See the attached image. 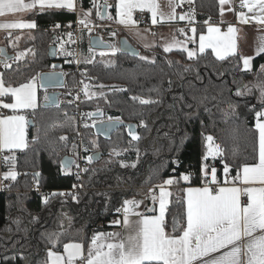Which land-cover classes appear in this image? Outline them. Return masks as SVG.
<instances>
[{"label":"trees","instance_id":"obj_1","mask_svg":"<svg viewBox=\"0 0 264 264\" xmlns=\"http://www.w3.org/2000/svg\"><path fill=\"white\" fill-rule=\"evenodd\" d=\"M77 2L80 13L48 9L29 14L37 28L22 36L18 44L7 45L9 52L26 51V57L2 68L6 86L26 83L50 70L54 61L62 60L49 57V46L56 43L50 28L70 26L76 17H83L82 10L90 9L92 15L95 12L93 0ZM194 3L198 21L218 19V0ZM106 20L99 16V22ZM115 32L126 36L124 31ZM134 45L146 57L121 51L111 62L95 57L82 64L80 71L72 70L61 89L60 97L65 100L80 81L111 86L101 96L85 98L83 107L101 108L140 125L137 140L125 126L118 127L109 138L86 129V144L93 152H100V157L85 169L83 189L76 197L60 193L76 183L74 175L60 164L72 147V105L63 102L44 107L39 103L30 111L34 125L28 129V145L15 151L18 175L0 191V264H48V250L61 251L69 241H82L87 246L96 231L93 226L106 221L123 198L139 196L146 187L168 177L189 175L187 183L200 184L205 163H212L222 178L225 164L236 176L242 166L257 162L255 119L264 107V53L255 55L251 67L244 69L239 55L218 59L206 50L189 59L182 50L166 52L160 46L148 49ZM44 93L40 88L39 102ZM207 135L221 151L212 162L204 160ZM122 151L125 153L113 156ZM33 179L44 190L56 192L43 198L33 190ZM185 224V203L179 188L169 200L165 231L180 235Z\"/></svg>","mask_w":264,"mask_h":264},{"label":"snow or ice","instance_id":"obj_2","mask_svg":"<svg viewBox=\"0 0 264 264\" xmlns=\"http://www.w3.org/2000/svg\"><path fill=\"white\" fill-rule=\"evenodd\" d=\"M228 0H220L221 5ZM242 6L247 7L249 12L258 9L259 15L253 18L264 25V0H241ZM41 11L46 8L67 9L75 11V0H0V17L10 13H22L36 9ZM95 7V0H93ZM119 22L122 24H135L133 12L137 9L141 11L147 9L152 14L153 24L157 23L159 5L156 0H119L116 5ZM91 13L85 12L87 17ZM175 18L174 11L169 19ZM185 17L180 16L183 20ZM241 23L248 20L243 12L238 15ZM111 19V17H109ZM80 24L87 26L86 19H80ZM36 23L32 22H11L0 23V29H33ZM59 27V25H57ZM181 31H183L181 29ZM193 33L195 29H192ZM207 36H200L199 52L204 53L206 48H211L218 59H224L228 55H233L237 50L236 33L233 26L228 27L227 34H221L218 27H210ZM71 37V33L68 34ZM260 44L256 49V54L264 53V37L259 38ZM176 41L165 47V51H171L178 45ZM187 51L188 58L196 55L193 51ZM116 49L113 48V52ZM103 54V53H102ZM23 55V54H21ZM66 55H73L67 52ZM20 57H17L19 59ZM251 57H244L245 68H249ZM90 62V61H89ZM5 67H10L7 63ZM264 70V65L261 66ZM49 79L53 74H49ZM85 95H89L87 85ZM241 93L237 92V95ZM11 95L13 103H3V108L16 112L18 109L34 108L36 106V84L35 79L20 84L18 87L5 86L3 77L0 76V97ZM264 95V90H262ZM49 99V97H45ZM53 102L55 98H52ZM141 103H152L150 100H142ZM95 116V113H89ZM256 128L259 131V158L258 162L251 165H244L241 172L232 178V183L241 182L245 187H218L215 192L210 185L218 184L217 170L212 167L209 171L205 163L202 172L205 177L206 186L203 188L187 189V216L186 227L180 236H169L165 231V209L169 192L163 186L160 188L159 215L144 216L137 222L135 235H130L127 240L113 243H100L103 233L93 237L91 247L88 251L86 264H264V111L256 113ZM112 118L109 117V120ZM25 117L23 115H12L0 119V151L5 149H23L25 142ZM88 127V125H85ZM134 140L139 139L130 132ZM61 139H64L62 137ZM209 141L206 161L210 156L215 158L220 154L219 146L213 147L211 142L213 137L208 136ZM7 159H14L6 157ZM93 157H88L89 162ZM68 163L66 162L65 166ZM135 167V165H132ZM224 173L227 176L229 167L224 166ZM210 175V180L208 177ZM15 179L16 173L9 171L4 175V179ZM184 181L190 179L189 175H182ZM173 179H167L164 184H173ZM225 183H228L226 180ZM255 185H259L256 187ZM246 196L248 203L241 204V197ZM156 197H153L155 200ZM138 202L126 200L124 202V224L128 226L129 214L135 215L131 206ZM117 223H119L117 221ZM175 224V222H174ZM175 231V227H174ZM257 232L260 235H255ZM116 235L118 234H109ZM242 238H248L243 249L238 242ZM106 249V250H105ZM223 250V251H222ZM67 260L65 257L49 251L48 256L51 264H73L77 258H83V246L81 244L65 245ZM218 254V255H214Z\"/></svg>","mask_w":264,"mask_h":264},{"label":"crops","instance_id":"obj_3","mask_svg":"<svg viewBox=\"0 0 264 264\" xmlns=\"http://www.w3.org/2000/svg\"><path fill=\"white\" fill-rule=\"evenodd\" d=\"M218 1H219L218 19L215 21L214 20L213 21L208 20V19L204 20V21H198L194 11H192L191 13H187V12L177 13L176 12V6L178 4L186 3V2H194V0H156L157 4L159 5V12L162 14V16L158 15L157 16L158 22L153 24L151 12H149L147 9L143 10V11H147L149 13V24L145 27L139 26L136 23L134 25L131 23L126 25V24H122L119 22L120 17L117 15V8H116V5L119 3V0H95V4H96L95 7H99L101 10V5L105 4L106 5V16L105 17L107 18V20L105 21V24L107 26L111 27L112 28L111 30H114V32L116 30L124 31V34H126V36L133 43L138 44L139 46H142L143 48H148V49L153 48L155 46H160L161 48L165 49L166 46H168L170 44H174V42L178 41L179 44L176 45L175 47H173L172 50H182V51L186 52V54H187V51L183 50L184 48H186L188 51H193L197 55L200 53L199 52L200 36L201 35L207 36L209 34L208 29L210 27H218L220 29L221 34H227L228 27L233 26L234 28L237 29V33H236L237 50H236V53L233 55H239L240 56L241 62H242V67L244 68L245 66H243L244 65L243 58L244 57L253 58L255 55H257L256 49L259 47V44H260L259 38L264 37V25L259 24L253 18L254 16H258L260 13H259L258 9H253L252 12H249L247 7H245L244 10L238 11L236 0H228V2H226L223 5H221L220 0H218ZM25 2L26 3L30 2V0H25ZM75 4H76L75 11H78L80 13L81 10L78 7L77 0H75ZM48 9H58V8H46L45 10H48ZM36 10L41 11L39 9V7L37 6L36 9H33L31 11H28V12L6 14L5 16L0 17V23H11V22H21V21L32 22L34 20L29 17V14L32 13L33 11H36ZM137 10H140V9H137ZM173 11H174L175 18L169 19V17L172 16ZM241 12H243L245 14V17L248 20L247 23H241L239 21L238 15ZM180 16H185V18L183 20H181V19H179ZM83 17H84V15H83ZM109 17H111V19H109ZM133 20H134V14H133ZM36 28H37V26L33 29H27V28H24V29H0V47L1 46L7 47V45L14 46L15 44L18 43L17 41L21 40L22 36L30 33V31H32ZM134 28H145L146 30H148L149 34H151L153 38H156V39H154L155 45L154 46H147V44H145V40L139 39L135 36L128 34L127 30L134 29ZM193 28L195 29L194 33L192 31ZM181 29L183 31H181ZM161 30H162V32L160 34ZM206 50H209L216 57V54L213 52V50L211 48H206L205 51ZM22 52H24V50H17L16 52H14L15 57H14V59H11V60H13V61L16 60L17 57H19V55ZM195 56H193V57H195ZM228 56H230V55H228ZM228 56H226V57H228ZM251 62H252V59L250 61L249 68L251 67ZM6 63L8 65H10L9 61L2 62L1 57H0V76L2 73V68L5 67ZM249 68H247V69H249ZM244 69H246V68H244ZM38 77H39V74L33 76V78L35 79V84H36V106L34 108H36L39 105V103L42 105V103L45 100V97L47 95V92H48V90L42 88V89H44L45 93H44L43 99L41 100V102H39V90L41 87L39 85ZM33 78L31 80H33ZM18 86H13V87H18ZM13 102H14V98L11 95H6L3 97H0V105H2L3 103H13ZM34 108L18 109L16 112H13L11 109H6V108H3L2 106H0V119L7 117V116H12V115H23L25 117L26 124H25L24 131H25L26 147L28 145V140H29V137H28V129H29L28 119L30 118L29 113ZM260 111H264V107L261 110H259L258 112H260ZM256 122H257V116L255 119V127H256ZM262 122H264V121H262ZM257 132H258V158H259V131H258V129H257ZM25 148H23V149H25ZM17 150H22V149H11V150L5 149L3 151H0V191L3 188H7L8 185L13 180L11 178L4 179V175L6 173H8L9 171H13L16 173V176L18 175V172L14 168V164H13L14 159H7V160L5 159L6 157H9V158L14 157L15 158V151H17ZM257 162H258V160H257ZM206 164L209 167V171L212 167H214V166H210L209 163H206ZM248 165H251V164H248ZM242 168H243V166H242ZM242 168L239 171V172H241V174H242ZM202 176L204 177L203 172H202ZM181 177H182V175L180 177L171 176V177L166 178L165 180L170 179V178L173 179L174 182L171 185L164 184L165 180L161 183H158L159 189L157 190V195L155 196L156 199L153 200V202L149 206V210H152V211H149L147 209L145 210L143 208V205L140 209L135 208L133 210V212H135L136 214L133 215L130 213L128 216V220L130 221V224L128 226H125V224H124V219H125V215H124L121 219V228L119 231H117L115 233V234H118V236L115 235V238L111 239L109 236L110 233L108 231L96 230L90 236L87 246H85L82 241H69L63 245V248L61 251L48 250V253H49V251H52L54 253L60 254V255L65 257V261H66L67 260V253L65 252V245L81 244L83 246V258H77L75 261H73V264H86L87 257H88V251H89V248L91 247L92 240H93V237L95 235L103 233L104 236L101 238V240L99 242L105 243V244L106 243L119 242L121 240H127L130 235H135V231L137 228V222L139 220H141L144 216H158L159 215V197H160L161 186H163L165 191L170 193V195L167 197L165 216H166L167 207H168L169 200H170V197H171L173 190H176L179 188L182 190V196H183L184 203H185V222H186L187 196H188L187 189L188 188H203L206 186V183L202 182L200 184H190V183H187V181H184ZM233 177H235V176L233 175ZM232 178H226L224 172H223V176L221 178L217 173V180L219 183L218 184H212V185H210V187H212V189H215V188L217 189L218 187H232V186L241 187V188L245 187V185H243L239 181H237L235 184H233ZM208 180H210V175L208 177ZM226 180L228 181V183H225ZM204 181H205V177H204ZM255 186L258 187L259 185H255ZM128 199L133 200L134 198H128ZM247 203H248L247 197L242 196L241 197L242 206L246 205ZM185 227H186V224H185ZM182 233L180 235H182ZM180 235H177V237ZM255 235H260V233L257 232ZM169 236H172V235H169ZM247 240H248V238H242V240L238 242L239 246L242 249H243L244 245L247 243ZM48 253H47V261H48V264H51ZM214 255H218V254H214ZM79 259H82V262H78Z\"/></svg>","mask_w":264,"mask_h":264},{"label":"built area","instance_id":"obj_4","mask_svg":"<svg viewBox=\"0 0 264 264\" xmlns=\"http://www.w3.org/2000/svg\"><path fill=\"white\" fill-rule=\"evenodd\" d=\"M237 10H244L245 7L242 6L241 0H236ZM195 9L194 2L180 3L176 6L177 13H191ZM134 20L137 25L145 27L149 24V13L147 11L135 10L134 11ZM100 8L95 7L94 15L90 18L85 17H76L73 24L70 26H64L58 28L57 26H52L50 30H54V38L56 45V57H62L61 61H58L59 67L56 68L52 64L50 70H61L64 75V80L66 83L67 76L72 72V70L80 71L81 65L84 63H89L95 58L96 49L90 47L89 39L92 36L98 35L103 41V37L107 35V31L110 30V27H107L103 23L99 22ZM80 19H86L87 26L80 24L78 21ZM71 33V37H69ZM109 42V41H108ZM110 43V42H109ZM86 45V47L84 46ZM62 47V49H61ZM67 52L73 53V55H66ZM10 63L13 60H8ZM87 84L83 81L77 83L69 92L68 97L64 102H68L73 107V115L75 118V130L72 132V147L69 155L74 159L71 167L65 169L67 172H71L74 175L76 183L68 189L60 190L62 195H70L76 197L80 191V181L83 177L84 171L89 165L88 157H92L93 151L87 146L85 141V131L87 128H92L94 130V125L98 122L111 121L120 119L118 116L113 115L109 112L104 111L101 108L92 109L84 108L83 101L85 97V86ZM60 104L63 103L59 97ZM4 111V110H3ZM89 113H95V116H89ZM109 117L112 119L109 120ZM88 125V127H85ZM136 125V124H135ZM140 125H136L138 128ZM210 166L212 163L209 164ZM226 178H232L233 173L229 171ZM203 182L204 179H203ZM33 190L40 193L43 198H46L48 195L56 192V190H44L36 179L31 181ZM3 188L2 190H5ZM159 189L158 184H153L145 188L143 193L139 198L133 199L138 203L135 206H131L132 210L135 208H143L149 210L150 204L153 202V197L157 195V190ZM216 188L213 189L215 192ZM129 200L128 198L122 199L120 204L114 209V211L109 215L108 219L104 222H98L93 226V230H105L110 234H115L121 228V219L125 215L123 208L124 202ZM117 221L119 223H117ZM111 239L115 238V235H109ZM78 262H82V259H79Z\"/></svg>","mask_w":264,"mask_h":264},{"label":"water","instance_id":"obj_5","mask_svg":"<svg viewBox=\"0 0 264 264\" xmlns=\"http://www.w3.org/2000/svg\"><path fill=\"white\" fill-rule=\"evenodd\" d=\"M100 15L101 18H105L106 16V5L102 4L101 5V10H100ZM89 45L91 48L96 49V50H108L111 47V44L108 41H103L98 35L92 36L89 39ZM119 51L138 56L140 51L135 45L129 41V39L125 36H121L119 38ZM48 54L49 57L52 59L56 58V45L51 44L48 49ZM0 57L1 61L5 62L11 59H14L15 53L14 52H9L7 50L6 46H1L0 47ZM59 62L54 61L53 65L54 67L58 68L59 67ZM49 74H53V78L49 79ZM39 85L41 88H44L48 90L47 92V97L49 99H45L42 103V106L44 107H52V106H58L60 104L59 97H60V88L64 87L65 85V80H64V75L61 70H47V71H42L39 73ZM54 102H53V99ZM34 121L32 118L28 119V126L33 127ZM120 126H125L127 128V131L130 133H136V125L133 122H125L121 119L117 120H111V121H104V122H98L94 125V132L96 135H100L104 138H109L111 134ZM93 159L96 160L100 157V152H93L92 154ZM74 159L71 155L65 154L60 161L61 167L63 169H69L73 163ZM66 162H71L68 163L67 166H65ZM37 175V178H39L38 173H35Z\"/></svg>","mask_w":264,"mask_h":264},{"label":"rangeland","instance_id":"obj_6","mask_svg":"<svg viewBox=\"0 0 264 264\" xmlns=\"http://www.w3.org/2000/svg\"><path fill=\"white\" fill-rule=\"evenodd\" d=\"M85 12H90L91 13V10L90 9H88V10H82V14L84 15V13ZM92 16V13L89 15V16H87V17H85V18H90ZM185 17V16H184ZM104 25H106L105 24V22L103 23ZM107 26V25H106ZM107 27H109V26H107ZM112 28L110 27V30L109 31H107V35L106 36H104L103 38L105 39V40H107V41H109L110 42V44H111V47H110V49H108V50H96V54H95V57H99L100 59L102 58V60H105V61H107V62H111L112 61V59H113V57H114V54L117 52V51H119V36H117L116 35V32H114V30H111ZM127 32H128V34H130V35H132V36H135V37H137V38H139V39H143V40H145V44H147V46H154L155 45V40L154 39H156V38H153L152 37V35L151 34H149V31L148 30H146L145 28H134V29H130V30H127ZM161 32H162V30L160 31V34H161ZM169 33V32H168ZM172 33V32H171ZM173 34V33H172ZM18 40V39H17ZM18 42V41H17ZM18 44V43H17ZM134 44V43H133ZM16 45V44H15ZM89 45V44H88ZM113 48H115L116 49V51L115 52H113ZM61 49H62V47H61ZM103 53V54H102ZM21 54H23V55H21ZM20 55H19V57L21 58V59H24L25 57H26V51H24V52H22ZM140 55L143 57H146V55L144 54V53H142V52H140ZM60 57V56H59ZM90 63V62H89ZM244 66V65H243ZM51 68H52V66H51ZM245 68V67H244ZM111 85H114V84H111ZM62 88H60L59 90H60V94H61V90ZM111 89V86H108V85H104V84H100V85H90V84H87V90H88V93H89V95H85V97L87 98V99H90V98H94V97H98V96H101V95H103L105 92H107V91H109ZM60 99H61V101H65L64 100V97H60ZM60 105V104H59ZM208 136H210V135H207L206 137H208ZM206 137H205V141H204V145H205V153L207 154V151H208V147H209V141L206 139ZM212 137V136H211ZM211 144H212V146L213 147H215V146H217V144L214 142V140L211 142ZM125 151H126V149H125ZM70 153V152H69ZM120 153H125L124 151H122V152H115L114 154H113V156H116L117 154H120ZM68 154V153H67ZM205 154V155H206ZM69 155V154H68ZM217 157V156H216ZM215 157V158H216ZM214 158L213 157H209L207 160L208 161H211L212 162V160H213ZM208 161H206V162H208ZM13 164H14V168H15V163H14V161H13ZM84 175V174H83ZM82 179H83V177H82ZM82 179H81V181H80V186H81V190L83 189V185H82ZM141 195V194H140ZM140 195L139 196H135V197H130V198H134V199H136V198H139L140 197ZM124 199V198H123ZM126 199V198H125Z\"/></svg>","mask_w":264,"mask_h":264}]
</instances>
